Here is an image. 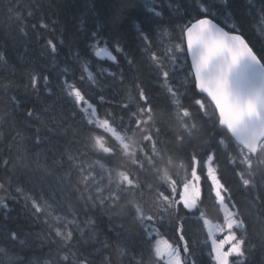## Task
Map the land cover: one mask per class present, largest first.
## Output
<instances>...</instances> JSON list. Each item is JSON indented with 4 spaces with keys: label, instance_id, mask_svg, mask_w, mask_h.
I'll list each match as a JSON object with an SVG mask.
<instances>
[{
    "label": "snow or ice",
    "instance_id": "6c2138e0",
    "mask_svg": "<svg viewBox=\"0 0 264 264\" xmlns=\"http://www.w3.org/2000/svg\"><path fill=\"white\" fill-rule=\"evenodd\" d=\"M0 4V264H264V0Z\"/></svg>",
    "mask_w": 264,
    "mask_h": 264
},
{
    "label": "trees",
    "instance_id": "16d2710c",
    "mask_svg": "<svg viewBox=\"0 0 264 264\" xmlns=\"http://www.w3.org/2000/svg\"><path fill=\"white\" fill-rule=\"evenodd\" d=\"M33 0H22V3L24 4H29L32 3ZM44 2L46 3L47 0H44ZM113 2H115V0H113ZM31 21H29L30 23ZM262 25L258 24V23H254L252 25V27H254L256 29L257 32H259L260 27ZM51 27V25H50ZM43 35L47 38H51L54 40L57 39V37L59 36L58 32H49L47 30L41 29L40 30ZM34 36V34H32L30 32V37L29 39L31 40L30 43V48L32 49H36L37 45L35 43V40L32 38ZM24 38L20 35L19 31H18V22L15 21V18L13 17L12 19H8L7 18V14L5 12V8L3 4H0V45H8V50L12 51L13 50V43L15 42L17 48L20 47V42L23 40ZM43 42V41H42ZM163 43L164 46H168L169 44V40H168V36H164L163 37ZM63 51V49H62ZM63 57V53H61V59ZM95 60H97L99 63L102 64H108L110 63L107 58H95ZM61 67H64L65 65L61 64ZM141 69H142V74L147 77L148 76V67L147 65H141ZM93 69H89V71H92ZM78 75H80L81 73L78 72ZM85 76L87 75V73H83ZM9 75L7 72H5L4 70L0 69V88H2V86L6 83L9 82ZM128 93L127 91L123 92L121 94V103H128V99H127ZM6 100V96L5 94L0 91V113H2L3 109H4V101ZM181 102H184L183 100ZM49 103H51V101H49ZM8 133V127L7 125H3L0 126V156H7L10 155L13 158V161L16 162L19 160V156L17 155V151L16 148L19 147V141H17V144L12 148L11 151L8 150V145L11 143V138L10 136L7 135ZM38 151L37 149H33V152ZM31 154H29L30 156ZM93 160L99 159V157H93ZM25 162L26 163H31V160H29L27 157L25 158ZM40 164H44L45 161L43 158L40 159L39 161ZM101 163H103V161L101 160ZM231 180L232 186L234 189H236L238 187L237 181L234 177L229 176L228 177ZM2 195V194H0ZM238 197L241 195L240 192L237 193ZM49 214L51 215V217L54 219L55 216L58 214V212L56 211V205H53L51 208H47L46 209ZM21 211L20 206L16 205L14 207V210L12 212V216L15 217L17 215V213H19ZM211 219H213L215 221V209L213 210L212 216L210 217ZM68 219H71V216L68 217ZM40 229L37 228L35 229V231H39ZM3 245H0V247H2ZM2 257V258H1ZM0 260H4L5 258L3 257V255H1Z\"/></svg>",
    "mask_w": 264,
    "mask_h": 264
},
{
    "label": "rangeland",
    "instance_id": "374dc122",
    "mask_svg": "<svg viewBox=\"0 0 264 264\" xmlns=\"http://www.w3.org/2000/svg\"><path fill=\"white\" fill-rule=\"evenodd\" d=\"M215 222V221H214ZM0 257H1V255H0Z\"/></svg>",
    "mask_w": 264,
    "mask_h": 264
},
{
    "label": "bare ground",
    "instance_id": "6f19581e",
    "mask_svg": "<svg viewBox=\"0 0 264 264\" xmlns=\"http://www.w3.org/2000/svg\"><path fill=\"white\" fill-rule=\"evenodd\" d=\"M2 258V257H1Z\"/></svg>",
    "mask_w": 264,
    "mask_h": 264
}]
</instances>
